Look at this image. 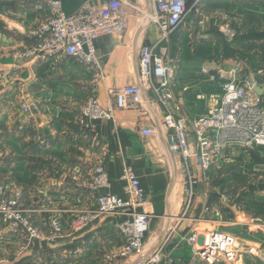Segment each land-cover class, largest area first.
Masks as SVG:
<instances>
[{"label":"crops","instance_id":"crops-1","mask_svg":"<svg viewBox=\"0 0 264 264\" xmlns=\"http://www.w3.org/2000/svg\"><path fill=\"white\" fill-rule=\"evenodd\" d=\"M60 1L64 11L72 14L87 2L101 6L109 0ZM130 1L150 12L154 9V0ZM188 3L192 10L185 22L161 43L168 46L170 61L177 69L172 91L181 107L178 113L192 119L207 110L202 95L221 91L223 79L211 80L212 74L218 76L222 73L225 77L234 72L257 71L260 83L264 84L261 79L264 68L260 69L264 65V0H188ZM196 6L201 9L200 15L193 11ZM51 11L48 0H0V72L12 76L7 88L12 87L16 94L11 103L0 100V117L8 123L4 147L8 152L6 157L10 159V169L19 163L10 152L22 150L29 157L27 161H36V166L29 167H35V200L38 208L43 210L42 214H50V205L47 204L50 200L63 202L60 204L63 209L95 208V196L83 183L91 178L95 162L104 156L111 186L102 191L127 197L128 182L122 175L126 166H132L144 189L145 200L157 213L147 233L145 255L159 251L164 261L173 258L181 264H205L195 257L186 238L198 228L205 230L221 226L212 213L205 211L207 205L215 203L224 205L226 219L237 223L233 225L234 231L239 227L254 229L250 222L256 221V217L242 211L235 201L224 202L218 187L204 180L202 172L196 169H193L199 179L196 196L189 214L182 217L188 169L175 166L166 134L162 132L151 137L142 133L146 126L159 127L166 113V106L158 94L142 85L140 79L143 45L161 40L156 23L132 14L122 34L98 37L95 40L96 68L72 57L53 66L52 60L16 56L17 52L36 43L33 32L51 16ZM223 24L235 32L233 40H228L219 29ZM132 84L143 86L144 103L141 107L117 108L114 119L98 120L96 131H81L78 127L80 108L92 94L95 93L102 106L110 102L115 105L110 90ZM22 90L30 95L31 113L19 111L18 97ZM237 150H226L224 158L238 156ZM2 160L1 157V164ZM27 193L24 200L34 197L32 189ZM122 218V215H103L81 231L67 232L50 246L38 244L14 261L0 264L52 262L45 258H52V254H48L51 251L69 250L70 253L86 255L97 246L116 251L123 245L122 235L115 226ZM1 235L6 240L10 237L16 244H22L7 227L0 228ZM250 235L247 239L251 243L263 247V228L258 233L260 238ZM78 255L76 257H80ZM104 258V264H130L136 256L130 259Z\"/></svg>","mask_w":264,"mask_h":264},{"label":"built area","instance_id":"built-area-1","mask_svg":"<svg viewBox=\"0 0 264 264\" xmlns=\"http://www.w3.org/2000/svg\"><path fill=\"white\" fill-rule=\"evenodd\" d=\"M48 2L52 14L33 32L37 37L36 43L17 52L16 56L52 60L53 66H58L66 57H72L86 66L96 68L95 40L98 37L122 34L132 14L149 19L158 26L161 40L144 44L141 49L140 79L142 85L158 94L166 106V113L159 127L146 126L142 133L151 137H157L162 132L166 134L175 166L188 169V179L184 182L185 208L182 217L189 214L196 196L199 179L193 174V169L201 171L204 180L210 181L214 167L222 162L226 150L264 151V97L254 89L260 83L255 71L245 74L234 72L225 77L222 73L210 75L211 80L219 77L223 82L220 92L201 96L207 102L206 112L192 119L179 115L181 107L172 91L177 69L170 61L168 46L161 41L170 38L187 19L192 10L188 0H154L151 12L130 0H109L101 6L87 2L72 14L64 11L60 0ZM193 11L199 15L202 13L198 6ZM219 29L228 40L234 39L235 32L229 25H220ZM4 78L11 80L12 76L8 73ZM142 85L132 84L110 90L116 106L111 102L102 106L95 93L92 94L80 108L78 122L81 131H96L98 120L114 119L117 108L141 107L144 103ZM29 96L24 90L19 92L21 113L32 112ZM37 138L40 139V136ZM122 177L128 182L127 197L102 191L110 188L111 180L104 156L99 158L93 166L91 178L83 183L95 196L96 207L78 210L55 208L41 219H38V213L42 209L38 208L34 212L24 202L22 187L0 183V224L21 239L22 244L16 255L20 257L38 244L50 246L67 232L81 231L103 215H122L123 218L115 226L122 235L123 245L108 259H130L136 256L130 264H181L173 258L164 261L159 251L145 255L147 233L157 213L145 200L144 189L132 166L125 167ZM205 211L212 213L214 220L221 226L205 230L198 228L186 238L197 259L205 264H240L242 253L256 261L263 259L260 246L248 243V237H243L247 241L240 243L241 237L236 231L227 229L237 223L226 222L217 203L207 205ZM34 214H38L36 218ZM257 222L253 220L250 223L261 226V222ZM256 233H260L259 228Z\"/></svg>","mask_w":264,"mask_h":264},{"label":"rangeland","instance_id":"rangeland-1","mask_svg":"<svg viewBox=\"0 0 264 264\" xmlns=\"http://www.w3.org/2000/svg\"><path fill=\"white\" fill-rule=\"evenodd\" d=\"M261 67L262 68L260 69H263L264 65ZM5 76H8V72H0V81L2 80V83L0 84V100H6L7 102L11 103L15 99L16 94L13 93L15 89H13L12 87L7 88V84L10 82V79H7L8 77L4 78ZM262 77L263 78L261 79L264 80V73L262 74ZM7 125L8 123L6 122V120H2L0 117V139L4 138ZM78 127L80 128L79 125ZM4 145L5 140L3 139V142L0 143V156L3 159V163H0V183H4L6 185L12 183V187H22L25 194H28L27 191L29 189H32L34 193V199L30 198V200L27 199L24 200V202L27 203L34 212H37L38 204L37 200H35L37 199V185L36 179L35 177H33L35 176V167L32 169H30L29 167L33 165L36 166V161H27L26 159L29 157H27L28 155H25L26 152L24 153L22 150H19L15 153L10 152V155H14L19 161V163H15L14 167L10 169L9 164L11 165V163L9 161V157H6V153L8 152L5 149ZM236 154L238 156L233 157L232 159L224 158L221 163L217 164L214 167V172L212 174L210 182L214 183L218 187L222 198L224 199V202L226 201V203L229 204L231 201H235L236 203L240 204V208L242 211L247 212L250 217H256L255 219L259 223L261 222L260 227H257L256 224L254 225L252 223L254 225L252 227L254 228L253 230H247L246 228L242 227H239V229H235L238 231H236V233L241 237L240 243H242L247 241L244 240L243 237H248L251 236L250 234H255L258 228L264 229V227H262V224L264 225V151L239 149L236 151ZM5 160L7 162L6 164L4 163ZM246 197H248V199ZM62 203L63 202L50 200L47 203L50 205L48 212L51 213V210L57 207H64L60 205ZM218 205L221 207L223 212L224 205ZM41 213H43V210L41 211ZM41 213H38L39 215L34 214L35 218L38 215V219H41L43 215ZM224 213L225 212H223L224 220L226 222L232 221L230 219H226L227 215H225ZM234 227L235 226L230 227L229 230L234 231ZM0 228H3V225H0ZM3 236L4 235L0 236V262L8 263L9 261H14L13 259L19 257L16 255V253L20 245L19 243L16 244L15 240H11L10 237H8L6 240V238H2ZM248 243L251 244V242ZM262 246L263 247H261V249L263 259L261 260V263H259L260 261L255 262L249 255L242 253L239 259L240 264H250L252 262L253 264H264V244ZM98 247L99 246H97L95 249H92L93 251H90L86 255L70 253L69 250L58 252L51 251L48 252V254H52V258H45L48 260H52V262L44 261L43 263L41 262V264H104V256H113L115 250L109 251L107 248ZM53 254L55 255L54 257ZM77 255L80 257H76Z\"/></svg>","mask_w":264,"mask_h":264},{"label":"water","instance_id":"water-1","mask_svg":"<svg viewBox=\"0 0 264 264\" xmlns=\"http://www.w3.org/2000/svg\"><path fill=\"white\" fill-rule=\"evenodd\" d=\"M254 89L260 96L264 97V84L257 83Z\"/></svg>","mask_w":264,"mask_h":264},{"label":"trees","instance_id":"trees-1","mask_svg":"<svg viewBox=\"0 0 264 264\" xmlns=\"http://www.w3.org/2000/svg\"><path fill=\"white\" fill-rule=\"evenodd\" d=\"M252 235H253V234H252ZM259 235H260V234H259ZM259 235H258V233H255L253 236L256 237V238H258L257 236H259ZM259 238H260V236H259ZM262 239L264 240V236L262 237ZM254 261H255V262H258V261H256V260H254ZM250 264H253V262L250 263Z\"/></svg>","mask_w":264,"mask_h":264}]
</instances>
